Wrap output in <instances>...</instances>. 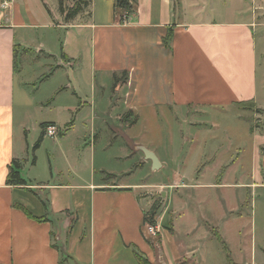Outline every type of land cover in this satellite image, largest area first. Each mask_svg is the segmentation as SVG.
<instances>
[{
  "label": "crops",
  "instance_id": "crops-1",
  "mask_svg": "<svg viewBox=\"0 0 264 264\" xmlns=\"http://www.w3.org/2000/svg\"><path fill=\"white\" fill-rule=\"evenodd\" d=\"M131 1L132 13L120 19L125 9L116 8L115 0H92L88 9L66 22L59 5L53 10L43 0L45 14L52 22L39 19L29 0H10L8 8L1 7L0 0V264H140L138 254L149 264H229V255L235 261L234 250L240 257L235 261L238 264H264V226L258 234L256 223L258 217L264 223V126L254 127L243 115L253 108L242 107L254 102L257 110L263 109L259 106L258 37L264 19L253 4L263 10L264 0H252V5L246 0ZM55 28L66 31L68 45L75 42L74 34L84 35L78 51L68 49L64 42L61 59L51 67L55 54L46 49L43 31ZM42 59L50 61L45 65L52 70L50 76L70 67L69 84L61 90L71 91L79 102L62 105L52 97L46 105L36 97L19 62L31 64ZM81 68L89 71L92 80L98 74L111 75L112 86L123 91L120 99L126 110L113 112L124 125L122 115H134L125 127H133L140 118V108L147 106L168 105L176 118L182 111L195 116L208 110H235L247 121L249 137L257 142L255 156L240 168L239 176L236 168L243 166L242 158H225L215 150L205 162L217 166L213 183L200 182L198 177L189 179L183 169H176V181L166 186L169 191L161 183L119 180L126 172L104 168L100 169L112 180L97 181V144L108 137L102 148L107 151L114 142L119 143L122 133L103 120L97 133L94 126V135L81 139L83 154L90 156L88 179L70 170L71 174L56 180L55 169L49 177L31 173L26 177L23 171L31 144L41 135L40 147L44 142L42 124L56 125L58 137L65 138L73 130L76 116L95 103L96 85L92 81L91 97L83 93L77 74ZM110 97L112 101V94ZM55 107L70 118L64 124L45 115V110ZM72 117L74 122L68 125ZM195 118L188 125L202 124ZM32 129L39 132L34 143L29 141ZM120 142L125 144V140ZM240 145L233 143L234 148L241 149ZM144 147L158 157L160 167L154 170L164 168L168 161L147 143L134 142L127 153L122 146L113 156L125 159L140 152V164L153 163ZM77 149L62 148L63 156L69 159ZM176 159L186 163L184 158H173L172 162ZM14 160L21 164V174L28 182L25 186L7 181ZM37 161L36 154L32 167ZM152 191L160 193L161 217L168 216L169 222L157 236L148 234L145 227L155 211ZM215 243L229 246L230 253L221 254ZM223 255L227 263H223Z\"/></svg>",
  "mask_w": 264,
  "mask_h": 264
},
{
  "label": "rangeland",
  "instance_id": "rangeland-1",
  "mask_svg": "<svg viewBox=\"0 0 264 264\" xmlns=\"http://www.w3.org/2000/svg\"><path fill=\"white\" fill-rule=\"evenodd\" d=\"M75 1L76 0H64L67 8H70V6H72ZM246 1L248 5H252V0ZM45 2H47L49 7L53 8V10L59 5L58 0H45ZM29 3L31 8L38 15L39 19H45L44 21H46V19L47 21L52 20H50L45 14L43 0H29ZM260 5L261 4H259V6ZM262 5L264 7V4ZM253 7L255 8L254 10L257 12V14L260 15V18L264 19V9L261 10L255 3L253 4ZM120 10L119 12H121ZM118 17L120 19L121 13ZM73 30H75L77 33L79 32V29ZM259 30L260 34L258 37V42L260 50V68L258 74L259 79L261 80V95L259 99V103L261 105L259 104V106H261L263 109H261L259 112H255L254 109H257V105L254 102L244 103L242 106L253 108V111H246L243 113V115L252 120L254 127L264 126V27L260 28ZM43 32L44 37H46V49L55 54V58L51 61L55 65H51V67L56 66L57 58L61 59V45H63L64 42L65 45L68 46V49L71 47L73 51H78L80 48V40L84 35L77 34L78 36L80 35V37H76V34H74L72 38L73 40L76 38L75 42L72 41V44L68 45L66 31L64 29H44ZM48 62L50 61L46 59H42L41 61L31 64L19 62L20 70L23 69L24 73H22L24 74L23 76L25 77V80L32 83L30 88L36 94V97L43 101L46 105L48 102L53 101L52 97L59 99L62 105L69 103L73 104L75 101L76 103L79 102V99H75V96L72 95L71 91H67V89L61 90L63 86L69 84L70 75L68 78V71L70 67H67L65 70H59L50 76L49 73L50 71L52 72V70H50L51 68H47L45 66ZM77 74L78 79L81 80L83 93H86L89 97L92 95L91 83L94 81L96 85V90L93 91L95 103L86 106V108L83 109V112L76 116L74 128L71 132H68L65 135V138L58 137L59 135L53 137L45 135L42 146L36 150H34L35 144H31L29 162L25 164V169L23 171L24 174H26V177H30V173L41 178L49 177L51 171L55 169V172L58 174V176L61 174L59 177L55 175L56 180L63 179V176L71 174L70 170H74V173H78L88 179L90 176V165L88 158H90V156L87 158L83 154L84 149L81 148V139L84 136L94 135V132L91 133V129L94 126L96 127L97 133L99 129L103 127V120L108 121L109 124L114 127V129L119 130V132L122 133L120 134L121 136L119 143L116 144L117 142H114V147H110V149L108 148L109 150L107 151L102 148L103 145L108 142V137H103L97 144V155L95 158V167L97 170L94 172V176L97 181H100L103 178V181L112 180V178H108L107 175L104 174L105 172L101 170L104 168L108 171H116L117 173L126 172L125 175L121 174L119 180L124 178L125 181L129 180L133 182L153 184L161 183L162 188L168 190V188H166L168 183L176 181L175 170L183 169V171L187 173V177L189 179H192V177H198L200 182L204 181L213 183L215 181L217 166H210L205 162L206 159L212 157L215 150L221 151L225 158H228L229 156L232 157L233 155L242 158L243 166H238V169L236 168L237 174L240 172L242 173L240 168H243L244 165L247 166L250 164L252 158L255 156L254 154L257 142L253 137H249L247 132V121L241 120L238 117L239 113L235 110H230L227 112L208 110L205 114L195 116L191 114H189L190 116H187V113L184 114L182 111L178 112V118H176L175 111L170 109L168 105H158L155 107L147 106L140 108V118H138L137 123L133 125V127L131 126V128H127L125 125L127 126V123L130 125L133 122L134 115H128L127 112L122 115V120L124 121L125 125L122 123V121L116 120L114 112H124V110H126V104L120 99V95L123 94V91L115 90V84L112 86L111 75L98 74L96 79L93 76L92 80L90 78L89 71L86 68H81ZM100 85H103L105 88H101ZM111 94L113 96L112 101L110 97ZM44 113L46 116L55 118L63 124L67 122L68 119H70L64 113L60 111L58 112L56 107L52 108L50 111L45 110ZM194 118L196 119L194 121L202 122V124L196 126L194 125L195 127L193 125H188V121H192ZM34 119L36 118L31 117L32 121ZM38 133L39 132H34L33 129L31 130V134L29 135V141H31V143H34ZM122 140H125V144L120 142ZM134 142L147 143L162 159L166 160V162L168 161V163L164 166V168L160 170H154V165L150 161L144 165L140 164L139 155H142L140 152L138 153V156L136 153L135 155L125 159L114 158L113 154L114 152H119L118 148L120 149L123 146V149L126 151L133 147ZM223 142H225V144H222ZM241 142H243V144ZM233 143L236 145L241 144V149L234 148ZM69 146H71V148L78 147V149L76 155H72L69 159H66V157L63 156L62 148H67ZM121 151L122 149L120 152ZM125 153H127V151ZM36 154L38 157L37 166L32 167L33 159H36ZM173 158H184L186 159V163L183 164L177 159V161L172 162ZM211 167L213 169H211ZM203 170L206 171L204 172ZM202 173H204V176H202ZM61 176L62 178H60ZM210 186L212 185H205V187ZM151 194L153 195L152 200H154V206H156V215H158L155 217V222H160L163 230V227H166L164 225L165 223L169 226L168 216L166 218L164 217V219L161 217V213L163 212L161 201L163 200L159 196L160 193L158 191H152ZM158 212L160 213V216ZM244 221L246 224H248V220ZM256 223L258 225L259 234L262 230V227L264 226V223H260L259 217L256 220ZM181 237L182 235H180V238ZM215 244V247L221 250V254L230 253V251L226 249L224 245H221L220 243ZM227 248H229V246ZM234 252L237 253L238 251L234 250ZM235 253L233 257L235 261L238 262L240 257L237 255L238 253ZM223 263H227L225 255H223Z\"/></svg>",
  "mask_w": 264,
  "mask_h": 264
},
{
  "label": "trees",
  "instance_id": "trees-1",
  "mask_svg": "<svg viewBox=\"0 0 264 264\" xmlns=\"http://www.w3.org/2000/svg\"><path fill=\"white\" fill-rule=\"evenodd\" d=\"M91 3H92V0H76L74 2V4L72 6H70V8H67L64 0H59V8H60V12L65 16V21L70 22V21H73L82 11H84V9H88L90 7ZM115 7L125 9V13H121V17L124 14H125V16H129L132 13V10L134 9V5L132 4L131 0H115ZM123 22H124L123 19H121L120 23H123ZM169 39H170V34H168L164 38V42H167L166 44H168ZM257 111H261V110L258 109ZM73 122H74V118H72V120L70 121V123L68 125H72ZM50 124L51 123H43L42 128H44V130H45V128ZM44 133H45V131H44ZM43 137L44 136L41 135L40 138L37 140V142L34 145V150H36L40 147V145L43 141ZM33 162H35V158L33 159ZM20 169H21L20 162L14 160L13 165L11 166L8 178H7V181L9 184H13L16 186H25L28 184L27 180L21 174ZM18 207L25 209L20 205H18ZM153 209L155 210V206L153 207ZM25 211L27 212L28 215H30V216L32 215L27 210H25ZM155 217H156V210L152 214H150L148 219L151 222H155V219H156ZM138 260H139L140 264H149V261L147 260V258L145 256H143L142 254H138ZM228 260H229V264H238L234 260H232L230 255L228 256ZM61 264H63V261Z\"/></svg>",
  "mask_w": 264,
  "mask_h": 264
},
{
  "label": "built area",
  "instance_id": "built-area-1",
  "mask_svg": "<svg viewBox=\"0 0 264 264\" xmlns=\"http://www.w3.org/2000/svg\"><path fill=\"white\" fill-rule=\"evenodd\" d=\"M9 6H10V0H2L1 7L8 8ZM44 131H45V135L52 137L59 134V128L54 124L48 125ZM145 227L147 233L153 236H157L162 231V225L160 224V222L154 223L151 222L149 219L146 220Z\"/></svg>",
  "mask_w": 264,
  "mask_h": 264
},
{
  "label": "water",
  "instance_id": "water-1",
  "mask_svg": "<svg viewBox=\"0 0 264 264\" xmlns=\"http://www.w3.org/2000/svg\"><path fill=\"white\" fill-rule=\"evenodd\" d=\"M142 149L146 152L147 156L151 158V160L153 161L154 168H159L160 163H159L157 155L146 147Z\"/></svg>",
  "mask_w": 264,
  "mask_h": 264
}]
</instances>
